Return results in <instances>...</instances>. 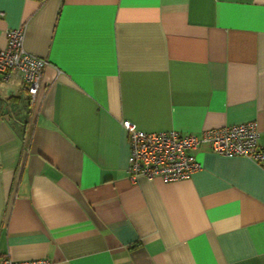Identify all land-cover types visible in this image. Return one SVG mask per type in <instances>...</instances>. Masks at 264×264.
<instances>
[{"label": "crops", "instance_id": "0c3cea01", "mask_svg": "<svg viewBox=\"0 0 264 264\" xmlns=\"http://www.w3.org/2000/svg\"><path fill=\"white\" fill-rule=\"evenodd\" d=\"M21 25L49 64L34 107L0 85V264H264V161L202 144L131 181L124 125L254 120L264 148V0H0V48Z\"/></svg>", "mask_w": 264, "mask_h": 264}, {"label": "built area", "instance_id": "2783aa9c", "mask_svg": "<svg viewBox=\"0 0 264 264\" xmlns=\"http://www.w3.org/2000/svg\"><path fill=\"white\" fill-rule=\"evenodd\" d=\"M24 26L7 30V43L0 48V85L14 76L34 107L41 86L43 73L49 64L24 48ZM128 133L129 155L127 172L131 181L138 177L161 178L173 182L189 178L200 169L196 151L202 144L222 155H241L261 164L264 148L259 145V130L254 120L203 129L199 134L170 131H143L125 121ZM3 264H53L47 258L13 260L5 258Z\"/></svg>", "mask_w": 264, "mask_h": 264}, {"label": "rangeland", "instance_id": "374dc122", "mask_svg": "<svg viewBox=\"0 0 264 264\" xmlns=\"http://www.w3.org/2000/svg\"><path fill=\"white\" fill-rule=\"evenodd\" d=\"M10 91H11V90H10ZM10 91H9V92H10ZM11 92H12V91H11Z\"/></svg>", "mask_w": 264, "mask_h": 264}]
</instances>
